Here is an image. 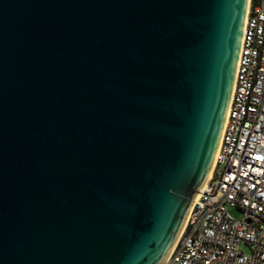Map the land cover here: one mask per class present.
<instances>
[{"label": "water", "instance_id": "obj_1", "mask_svg": "<svg viewBox=\"0 0 264 264\" xmlns=\"http://www.w3.org/2000/svg\"><path fill=\"white\" fill-rule=\"evenodd\" d=\"M248 0H0V264H163L222 132Z\"/></svg>", "mask_w": 264, "mask_h": 264}, {"label": "built area", "instance_id": "obj_2", "mask_svg": "<svg viewBox=\"0 0 264 264\" xmlns=\"http://www.w3.org/2000/svg\"><path fill=\"white\" fill-rule=\"evenodd\" d=\"M163 264H264V0H248L213 163Z\"/></svg>", "mask_w": 264, "mask_h": 264}, {"label": "rangeland", "instance_id": "obj_3", "mask_svg": "<svg viewBox=\"0 0 264 264\" xmlns=\"http://www.w3.org/2000/svg\"><path fill=\"white\" fill-rule=\"evenodd\" d=\"M228 212L235 218L239 217L238 210L236 208H228Z\"/></svg>", "mask_w": 264, "mask_h": 264}]
</instances>
